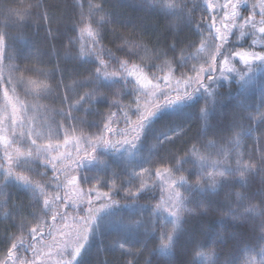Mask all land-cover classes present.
<instances>
[{"label": "snow or ice", "instance_id": "obj_1", "mask_svg": "<svg viewBox=\"0 0 264 264\" xmlns=\"http://www.w3.org/2000/svg\"><path fill=\"white\" fill-rule=\"evenodd\" d=\"M107 3L88 0L86 10L73 4L67 22L41 11V0L30 5L35 14L0 8L4 27H23L31 20L38 27L49 25L45 40L67 41L63 55L53 48L57 64L48 69L37 66L45 64L43 57L16 49L15 38L0 31V208L14 209L4 219L15 229L0 236V264H83L97 240L113 233L110 244L131 257L127 264L151 253L148 245L156 240L154 251L171 256L181 236L187 246L179 264H232L221 262L214 249L200 250L198 237L207 234L206 226L199 232L187 226L213 207L224 213L218 221L222 228L242 220L243 213L256 212L254 205L244 204L248 196L242 193L235 194L234 204L231 193L225 202L218 197L221 188H243L250 174L264 173V80L256 79L257 72L264 74V0L250 5L249 0H131L129 6L141 11L186 21L187 30L198 36V42L187 45L195 51L186 55L181 48L179 58L178 44L168 45L173 58L163 64L156 63L158 53L150 55L139 42L140 35L134 40L116 35L120 21L106 10ZM52 24L61 27L54 32ZM105 40H119L116 50ZM69 61L74 62L72 73L66 71ZM85 65L87 77L76 79ZM233 79L243 89L235 110L230 119L210 123L227 100L217 91L220 82ZM257 85L262 96L254 115L246 97ZM81 89L88 91L80 95ZM53 94L58 109L40 103ZM97 105L107 107V113ZM245 138L252 140V149L242 150ZM177 141H185L177 152L161 147ZM106 155L115 156L118 166L112 167ZM212 157L211 168L204 167L202 161ZM13 188L32 211H21L23 202L9 205ZM157 190L161 195L154 206L139 203L142 193ZM260 199L264 205V191ZM261 219L258 242L264 255V213ZM225 239L218 232L212 243L219 246Z\"/></svg>", "mask_w": 264, "mask_h": 264}, {"label": "trees", "instance_id": "obj_2", "mask_svg": "<svg viewBox=\"0 0 264 264\" xmlns=\"http://www.w3.org/2000/svg\"><path fill=\"white\" fill-rule=\"evenodd\" d=\"M35 2L36 0H0V8L7 6L20 11L29 9L33 12V14H35V10L30 9V5ZM41 2L44 4V9H41V11L47 9L50 15L59 18L61 22H67L74 15L72 5L76 3L83 4L86 10L88 0H41ZM130 3L131 0H108V3L105 5L106 10L115 19L119 17V15L117 16L116 14H120L121 10H123V15L127 14V17H121L120 19H117L120 21L119 24L114 26L117 36L134 40L136 35H140L141 39L139 42L147 46L149 53L151 55L153 54V56H155L157 53L160 55V60L156 61L158 64H163L165 60H172L173 53L168 51V45L172 43L178 44V49L175 53L177 58L180 56L179 49L181 48L185 49L186 55L188 51H195L194 49H187V45L192 41L198 42L199 38L187 30L185 27L186 21H181L174 17H165L163 14L141 11L137 8L129 6ZM76 11L78 12L79 9H76ZM257 11L259 10L257 9ZM199 15V13H196L197 19L199 18ZM257 19H259V17H257ZM4 24L5 21L3 17L0 16V31H7L11 37L15 38L14 45L18 46V50H23L26 55L33 54L38 57H43L45 64L37 65L38 67L46 66L48 69H53L56 67L57 59L50 53L52 52L53 48H55L57 51L61 52V55H63L62 47L67 44V41H61L60 38L52 39L51 37H48V39L45 40V29H47L49 25L44 24L41 27H38L31 20L24 21L23 27H17L14 24L4 27ZM122 24L135 25V29H133L131 26L127 28L122 27ZM58 27H61V25H51V28L54 32ZM61 30H63V28H61ZM112 30L113 29L110 27V35L108 37L109 40L114 39V37L111 35ZM248 43H251V41H248ZM105 44L115 51L117 45L119 44V40H116L115 43L111 44L108 43V40H105ZM154 47L155 52H153ZM257 47H259V45H257ZM45 53H49V55L44 56L43 54ZM117 55H120V53L117 52ZM60 63L62 66L65 65L64 61H60ZM73 67L74 62H67L66 71L72 73ZM87 67V65L79 67L77 71L80 73V75L75 76V78L81 79L87 77ZM256 79L258 82L260 80H264V74L257 72ZM65 83L71 84L72 79H66ZM87 91V89H81L79 94L83 95ZM217 91L221 96L227 98V100L223 106L218 108L217 112L212 117H210V123L213 124L217 121L225 120V118L230 119L231 113L235 110V98L242 94L243 89L241 88L240 84L237 83L235 79H233L232 81H221L220 87L217 89ZM261 96L262 89L258 85L253 87L252 90L247 93V105L253 110L254 115L257 114L256 110L260 105ZM110 99L115 98L110 97ZM121 102L124 104L128 103L123 98H121ZM53 103H56L55 100ZM97 110L107 113L108 108L97 105ZM111 111L116 112L117 109L112 108ZM121 115L122 113L118 114V118ZM88 118L95 119V117ZM133 119H135V117H133ZM244 124L245 127H247V121H245ZM120 126L121 128L124 126L122 120ZM256 127L259 129L261 126L257 124ZM193 134L194 132L189 133V135ZM256 135H259V131H257ZM241 143L243 146L242 150H250L253 147L252 140L249 138H245ZM184 144L185 141H177L175 144H167L166 146L162 145V147L165 151L177 152L184 147ZM108 151L110 153L112 150L109 149ZM180 154L183 155L182 152ZM213 159L214 157L204 159L202 161L203 166L210 169ZM245 160H247V156H245ZM186 167L191 168L192 166L186 165ZM192 179L195 180L197 177L193 176ZM9 191L12 193L11 199L8 202L9 205H16L19 207L23 202L25 206L21 209V211H23L25 214L32 211V209L27 207L28 201L22 193L16 192L14 188L9 189ZM261 191H264V173L261 172L250 174L247 177L246 184L243 188L239 184H233L221 188L219 190L218 197L220 202H225V198L229 195V193H231V201L234 204L235 194L242 193L248 196V199L244 201V204L247 206L254 205L256 207V212L243 213L244 218L242 220L235 223L228 221L226 226L222 228L218 221L224 213L215 207L209 209L208 216L197 221H192L187 226L189 232H199L202 226L207 227V234L198 237L201 244L203 245L200 250L207 253L214 249L217 252L221 262L225 260H231L232 264H260L261 260H264V255L261 254L262 245H260L258 242L262 235L260 227L262 223L261 213H264V205H262L260 199ZM142 195L144 198L139 201L140 204H151L154 206L161 193L159 190H157L155 192L142 193ZM3 200L4 194L0 192V204L3 203ZM121 203H123V201H121ZM224 210L227 211L226 203ZM6 211H14V209L11 207L6 209L0 208V236H3L6 230L8 234H11L15 231V229L11 227L10 222L4 219V213ZM241 211L243 212V209H241ZM218 232H224L226 235L225 241L219 246L213 245L212 243L213 237ZM230 233H234V236L228 235ZM136 239V237L133 238V242H135ZM158 243V240H156L154 243H149L148 247L149 249H153V251L151 253L144 252L142 255H138L135 264H146V262L147 264H179V261L182 258L180 251L182 248L187 246L186 237L181 236L176 249L173 251L171 256L154 251ZM108 245L111 244L105 239L95 243L91 250L83 255V264H127V261L131 259V257L127 256L126 254H122L119 249H108ZM136 246L139 247L138 244Z\"/></svg>", "mask_w": 264, "mask_h": 264}, {"label": "rangeland", "instance_id": "obj_3", "mask_svg": "<svg viewBox=\"0 0 264 264\" xmlns=\"http://www.w3.org/2000/svg\"><path fill=\"white\" fill-rule=\"evenodd\" d=\"M253 2V0H249V5ZM122 12V13H121ZM120 14H116L117 16L119 15V17H117V19L121 18V17H127V14L126 15H123V10H121ZM119 13V12H118ZM126 23V22H125ZM14 47L17 49L18 46L14 45ZM150 54V53H149ZM151 55V54H150ZM153 55V54H152ZM16 63L18 64H21V61L20 60H17ZM59 78V77H58ZM55 100V94H53L52 97H49L48 99H44V100H41L40 103L41 104H46L48 106L49 109H58L60 108L61 106L56 102V103H53V101ZM126 102H128L126 100ZM96 119V117H95ZM151 144V142H149V145ZM162 147V146H161ZM144 154L147 155L148 154V151H147V146L144 148L143 150ZM111 153V152H110ZM105 160H107L111 165L112 167H117L118 164H119V161L118 159L115 157V156H112V155H106L103 157ZM95 171V169L93 170ZM125 216H127V211L125 210V213H124ZM113 236H114V233L113 234H110V235H107L105 238L106 241L110 242L112 239H113ZM135 238V237H133ZM132 238V239H133ZM100 240H97L96 243H98ZM108 249H112L113 250V247L111 245H108ZM115 249H118V248H115Z\"/></svg>", "mask_w": 264, "mask_h": 264}]
</instances>
